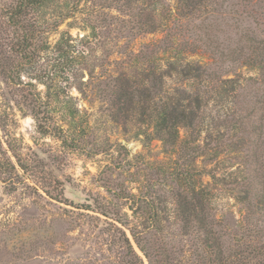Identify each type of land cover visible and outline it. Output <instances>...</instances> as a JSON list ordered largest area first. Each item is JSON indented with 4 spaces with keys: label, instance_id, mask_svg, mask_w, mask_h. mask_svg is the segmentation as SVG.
Returning a JSON list of instances; mask_svg holds the SVG:
<instances>
[{
    "label": "rangeland",
    "instance_id": "1",
    "mask_svg": "<svg viewBox=\"0 0 264 264\" xmlns=\"http://www.w3.org/2000/svg\"><path fill=\"white\" fill-rule=\"evenodd\" d=\"M17 2L0 0V264H197L190 253L192 236L182 233L181 222L175 218L185 180L186 185L205 190L213 229L223 241L225 254L233 253L235 239L245 228L259 229L264 236L262 209L249 214L243 202L251 171L262 173L264 163L249 166L246 145H235L234 140L235 135L250 136V128L229 114L245 110L244 101L252 106L256 97L264 96L258 84L247 80L255 74L253 70L231 69L244 78L245 85H237L239 103L229 94L221 106L216 88L221 77L207 79L210 104L202 114L199 135L204 154L194 159L184 160L183 145L177 151L175 147V152L171 144L152 136L145 104L147 112L141 106L126 110L112 95L113 79L131 75L138 82L141 69L152 65L150 55L153 65L167 69L168 54L151 53L145 47L172 28L183 31L184 38L186 32L190 35L185 42L173 43L176 50L187 53L186 60L208 65L213 59L216 75L235 76L225 74L231 66L221 63L222 55L217 62V56L199 45L200 36L209 34L213 44L224 50L237 47L245 32L264 42V0H203L191 20L182 18L175 27L178 0H139L132 9H125L118 0L51 1L28 18L50 17L51 11H73L76 17L67 16L56 30L44 25L45 33L34 37L35 48L25 54L16 51L13 43L20 37V26H13L3 12ZM94 8L107 16L105 23L94 22ZM138 8L143 14L131 16ZM149 14L164 25L156 32L128 30L132 21H146ZM95 23L92 31L90 24ZM62 30H69L75 48L83 51L76 53L75 62L60 58L53 49ZM173 82L167 80L168 85ZM250 121L264 125V115L257 110ZM184 132L183 139L191 140V130L180 131ZM145 133L151 138L145 140ZM257 151L264 162V145L259 143ZM121 189L133 194L130 200L118 199ZM138 203L141 207L133 213ZM147 203L154 205L153 210ZM101 204L126 214L128 228L147 233L144 243L155 256L151 263L127 229L132 249L106 224L105 217L94 208L86 209ZM154 213L160 219L157 229L148 228ZM263 236L254 242L262 243ZM259 255L255 260L264 264V255Z\"/></svg>",
    "mask_w": 264,
    "mask_h": 264
},
{
    "label": "trees",
    "instance_id": "2",
    "mask_svg": "<svg viewBox=\"0 0 264 264\" xmlns=\"http://www.w3.org/2000/svg\"><path fill=\"white\" fill-rule=\"evenodd\" d=\"M17 1L18 2L14 7L6 10L4 9L3 12L7 14L13 26H20V37L13 43L16 44V51L23 52L24 54L27 51H31L32 48H35L36 39H34V37H41V34L45 33L43 31L44 25L49 26L51 30H56L67 16L76 17L73 11H70L71 13L67 14L62 13V11H51L50 17L44 16L41 20L35 16V19H31L32 17L28 18V15L32 16L35 12L39 14L49 2L56 1L57 4L65 0ZM118 1L121 2L120 5L125 9H132L135 8L134 2L139 0ZM152 1L154 2L158 0ZM72 2L77 4L80 0H72ZM202 2L203 0H178L175 6L176 11L174 16L176 23H174V27L178 24V21L182 24V18L191 20L193 16L192 14L197 10H200ZM148 4L150 5V3ZM142 10V8H138L137 11L135 10L136 13L131 12V10L129 12H131V16L137 14L138 17L143 14ZM154 10V8H151V12ZM91 13L94 17V22L105 23L107 16H103L104 13L102 11L100 13L98 9L94 8ZM90 15L91 14L89 13V17ZM145 16L148 17L147 15ZM155 17L154 14H149L148 20L146 21L140 22V20L137 19L136 24L132 21L131 29L128 28V30L131 32L133 28L136 30H142L141 32L144 33L156 32L161 25H164V23L157 22ZM86 18L88 19V17ZM88 20L85 21L88 22ZM96 24L97 23L90 24L92 31H95ZM170 27L171 25L168 23L166 28L169 29ZM185 27H187V25H185ZM121 28H126V26L123 25ZM185 30L193 29L185 28ZM120 31L121 29L119 27L117 32ZM170 31L171 33H166V35L160 37L156 41L146 44L145 47V49L149 52L151 51V53L162 52L168 54L167 69L161 70L158 69V65H153V57L150 55L151 59L148 57V60L152 62V65H150L149 68L141 69L142 72H140L138 82L131 75H126V77H115V79H113V84L116 87H114L115 90L112 95L113 100L116 103L121 104V108H126V110L134 108L135 106V108L141 106V109L147 112L146 108L142 106L145 104V106L150 109V111L148 109V112L152 125V136L160 139L164 145L167 143L171 144L173 146L171 149L174 151L175 147L177 151L178 148L183 145L184 151L182 152V156L184 160H187V156L194 159L195 157H201L204 154V146L199 144V135L201 129L200 121L203 117L202 114L210 104L207 97L209 81H214L216 76L221 77L220 79H217L218 86L216 87L219 89L218 103H220L221 106L223 102H226L224 99L230 97L229 94H232L231 99L235 100L233 102L239 103L237 96L240 97L241 94H238L236 91L237 85L245 84L242 81L244 78H241L235 70H231L234 67H245L248 70H253L255 74L259 71L256 76L255 74L253 76L251 75L247 80H252V83L258 84L264 92V42L257 36H248L245 32L241 36L242 39H240L237 47L224 50L221 47L219 48L217 44H213V41L210 38L211 36L209 37V34L204 32L200 36L199 45L205 50L212 52V55L214 54L213 56L218 57L222 55L221 63L227 61L231 66L230 69L225 71V74L228 72L236 73L233 77L224 78L221 73L216 75L214 69L215 65L211 63L213 62V59L210 60L211 62L208 65L207 63L200 65L199 63L186 60L187 53H183V50H176L174 44L178 43L179 39H184L183 42H185L190 35L186 32L187 38H184V36H182L184 32L180 29L174 28L173 30L172 28ZM92 35L95 36V32H92ZM84 37L85 35L81 36L80 41L83 40ZM42 41L44 40L41 38L40 42ZM73 41H75V39L69 30H62L59 33V37L56 40L53 49L60 58L67 59L69 62H75L77 59L76 53L82 54L83 51L77 50ZM44 46L45 45L43 44L42 47ZM130 52L133 53V51ZM140 53H143V49L138 51V54ZM133 54L136 55V53ZM218 61L219 57L217 62ZM156 69H158V71ZM120 75H125V73H120ZM108 77L112 78V75H109ZM168 79H174L172 85H168ZM207 79H209V81ZM142 80L143 83L140 82ZM191 85L193 88L189 87ZM261 97L262 99L256 97L252 102V106L244 101L246 106L245 110L242 108L233 110L229 113L231 118L235 119V122H239V124L245 122L244 124L250 128V136L235 135L234 140L235 145H246V157L248 158L250 167L252 164L254 167L256 164L262 165L264 163L263 161H259V153L257 151L259 143L260 147L264 145V125L261 123L254 125L250 121L251 116L255 114V111L257 110L259 111V114L264 115V96L261 95ZM256 105H259V107L255 108ZM215 106H217V104ZM185 129L191 130L192 133L189 136L191 140L187 138L183 139V137H186V134L185 132L181 134L180 131ZM144 136L145 140L151 138V135L147 133H145ZM215 146L217 147L219 144L216 143ZM263 156L261 158L262 160ZM251 172L249 181L245 183L244 198L246 199L243 201L244 206L249 214L256 211V209H262L264 214V170L262 173ZM181 180L183 181V179ZM186 181L187 180H185L183 184L184 195L180 197L176 203L175 218L181 222L182 233L184 235L191 234L192 236L190 243L192 246L194 245V247L190 253L194 254V259L197 264H262L255 259L260 256L259 254L264 255V241L262 243L254 242L255 237L263 236L260 233L262 231L252 227L245 228V231L235 239L238 244L233 249V253L225 254V251L222 249L223 241L220 239V236L215 234L213 229L214 220L209 212L210 202L205 196V190L201 187L195 189V186L190 183L186 185ZM179 182V184L182 185V182ZM121 191L123 193L118 196V199L124 198L127 201L130 200L129 197L133 196L132 193H124V190L122 189ZM133 202L136 201L133 200ZM97 206L98 207H91L87 205L86 209L94 208L95 210H92L93 212L105 217L107 220L106 224H108L109 227L112 228V231L117 233L119 238H121L122 241L132 249L131 240L126 232L127 229L138 250L151 263V260H154L153 258H155V256H153L152 251L147 247V243H144V235L147 233L143 234L138 230L130 227L128 228V221H126L127 218L125 219L126 214L120 215L118 210H109L104 205ZM130 207L133 209L131 205ZM140 207L141 206L138 203L133 209V213H136V210ZM146 207L153 210L154 205L152 203H147ZM159 221V216L154 213V216L149 219L148 228H160ZM242 245H245V248ZM135 257L137 256L135 255Z\"/></svg>",
    "mask_w": 264,
    "mask_h": 264
}]
</instances>
